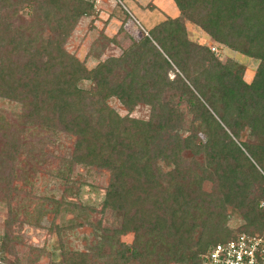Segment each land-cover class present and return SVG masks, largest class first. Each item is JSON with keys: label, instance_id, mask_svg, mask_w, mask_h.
Here are the masks:
<instances>
[{"label": "trees", "instance_id": "obj_1", "mask_svg": "<svg viewBox=\"0 0 264 264\" xmlns=\"http://www.w3.org/2000/svg\"><path fill=\"white\" fill-rule=\"evenodd\" d=\"M173 1L179 16L138 39L100 32L88 67L67 43L93 1L0 0V99L20 108L13 120L0 110L8 264H36L19 254L14 226L41 227L43 216L58 264H197L242 232L264 237V0ZM186 21L258 60L250 81L244 64L191 40ZM112 43L121 54L102 58ZM140 106L147 117H132ZM92 172L107 174L99 208L79 201ZM38 173L61 181L59 198L34 195ZM84 227L79 249L69 240Z\"/></svg>", "mask_w": 264, "mask_h": 264}, {"label": "rangeland", "instance_id": "obj_2", "mask_svg": "<svg viewBox=\"0 0 264 264\" xmlns=\"http://www.w3.org/2000/svg\"><path fill=\"white\" fill-rule=\"evenodd\" d=\"M94 2L95 14L92 16H84L79 20L70 39L67 43L68 50L77 54V56L86 61L88 67L94 66L98 59L90 56L89 49L93 40L103 32L109 37L118 38L120 43H124L129 38H140L142 33L152 28L156 23L162 21L165 17L179 16V9L173 0H91ZM126 14L128 16H126ZM186 29L188 37L196 42L204 43L211 47L220 60L225 61L234 59L245 65V80L250 81L256 71L258 60L248 57L239 52H235L225 46L213 42L206 34H204L197 26L190 21H186ZM121 54V48L112 43L105 50L102 58L109 55ZM172 76V74L170 75ZM82 87L88 88L90 82L83 81ZM110 105L113 106L121 115L127 114L119 101L115 98L110 99ZM19 105L6 99H0V110L7 117L14 119L19 112ZM146 107H137L130 113L132 117L146 118ZM79 172L84 176L86 173L79 168ZM86 184L82 187L79 195V201L90 204L99 208L104 196V187L107 183L106 173H94L86 176ZM205 188H209V183L205 184ZM63 190V185L59 179L53 178L47 173H38L35 178L34 195L55 196L59 198ZM68 199L76 201L74 197ZM36 201V198H34ZM68 217L70 215H67ZM6 208L0 205V264H8L4 258H12L11 254L5 248V224ZM99 214L93 213V220L99 218ZM41 227L24 225L22 227L14 226V232L20 236L21 243L17 245L19 254L25 258H37L36 264H58L59 250L57 247V235L49 232L48 227L51 223V216H43L40 219ZM239 215L233 213L229 219V226L237 228L239 226ZM103 224L105 226H114L115 218L110 212L103 215ZM89 232L88 227L78 229L70 236V244L79 249L83 248L82 235ZM133 234H127L122 240L130 243Z\"/></svg>", "mask_w": 264, "mask_h": 264}, {"label": "built area", "instance_id": "obj_3", "mask_svg": "<svg viewBox=\"0 0 264 264\" xmlns=\"http://www.w3.org/2000/svg\"><path fill=\"white\" fill-rule=\"evenodd\" d=\"M197 264H264V237L242 232L210 247Z\"/></svg>", "mask_w": 264, "mask_h": 264}, {"label": "crops", "instance_id": "obj_4", "mask_svg": "<svg viewBox=\"0 0 264 264\" xmlns=\"http://www.w3.org/2000/svg\"><path fill=\"white\" fill-rule=\"evenodd\" d=\"M121 1V0H120Z\"/></svg>", "mask_w": 264, "mask_h": 264}]
</instances>
